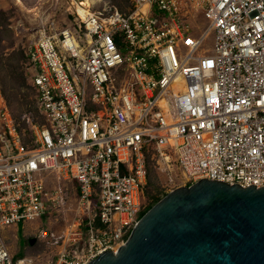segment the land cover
<instances>
[{"label":"built area","instance_id":"obj_1","mask_svg":"<svg viewBox=\"0 0 264 264\" xmlns=\"http://www.w3.org/2000/svg\"><path fill=\"white\" fill-rule=\"evenodd\" d=\"M26 57L43 121L25 137L0 91V264L115 252L147 206L150 152L162 167L175 153L170 190L201 178L264 185V0L74 10L39 30ZM21 119L30 127L31 112ZM73 181L74 221L36 230L53 255L12 252L3 230L63 204Z\"/></svg>","mask_w":264,"mask_h":264},{"label":"water","instance_id":"obj_2","mask_svg":"<svg viewBox=\"0 0 264 264\" xmlns=\"http://www.w3.org/2000/svg\"><path fill=\"white\" fill-rule=\"evenodd\" d=\"M86 264H264V185L201 178L177 186L139 217L115 252Z\"/></svg>","mask_w":264,"mask_h":264},{"label":"rangeland","instance_id":"obj_3","mask_svg":"<svg viewBox=\"0 0 264 264\" xmlns=\"http://www.w3.org/2000/svg\"><path fill=\"white\" fill-rule=\"evenodd\" d=\"M72 2L73 0H0V81L3 82H0V91L2 83L8 98L6 104L14 117L20 121V126L26 128L25 137L33 132L35 123L40 124L43 121L27 78L26 52L39 30L61 28L72 21L74 11ZM106 4L125 10L127 0H99L91 6V10L101 9ZM206 41L209 44L210 38ZM26 111L31 112L30 127L25 119H21ZM167 164V167H162L157 157L151 152L147 154V176L144 186L146 204H152L170 190L169 178L175 181L179 177L174 152H171ZM64 187L68 189L65 202L50 208L37 219L38 221H33L32 224L39 223V225H33L26 235H21V232L23 229H28L30 222L17 224L19 230L17 241L11 234L12 228L4 233L10 250L19 249L17 256L24 253L38 255L45 263L53 255L54 247H47L41 239H38L36 229L44 228L58 232L74 221L77 213L75 181L66 182ZM30 238H33L32 242H29Z\"/></svg>","mask_w":264,"mask_h":264},{"label":"bare ground","instance_id":"obj_4","mask_svg":"<svg viewBox=\"0 0 264 264\" xmlns=\"http://www.w3.org/2000/svg\"><path fill=\"white\" fill-rule=\"evenodd\" d=\"M99 0H73L74 10H77L82 16L86 14L88 11V7L90 8Z\"/></svg>","mask_w":264,"mask_h":264},{"label":"crops","instance_id":"obj_5","mask_svg":"<svg viewBox=\"0 0 264 264\" xmlns=\"http://www.w3.org/2000/svg\"><path fill=\"white\" fill-rule=\"evenodd\" d=\"M33 221H38V220L36 219V220H33ZM33 221H26V222H30L31 224H29L28 229H23V230H22L21 235H26V234L28 233V230H30L31 228H33V225H39V223L32 224ZM24 223H25V222H24ZM17 224H18V223H17ZM17 224L5 228V229L3 230V234H4L5 232H7V230H8L9 228H12L13 230L11 231V234L14 235V239H15V241H17V239L19 238V230L17 229ZM36 230H37V229H36ZM4 236H5V235H4ZM5 238H6V237H5ZM6 240H7V238H6ZM9 247H10V245H9ZM11 251H12V250H11ZM12 252H19V249H16V250H14V251H12Z\"/></svg>","mask_w":264,"mask_h":264},{"label":"trees","instance_id":"obj_6","mask_svg":"<svg viewBox=\"0 0 264 264\" xmlns=\"http://www.w3.org/2000/svg\"><path fill=\"white\" fill-rule=\"evenodd\" d=\"M0 82H2V80L0 81ZM3 83V82H2ZM1 83V86H2V89H1V91H2V94H3V96H4V98H5V100H6V102H8V98H7V96H6V94H5V90H4V88H3V84ZM159 199V198H158ZM158 199H156L152 204H147V206L143 209V211L141 212V215L146 211V210H148ZM140 215V216H141ZM96 224H98V221H96Z\"/></svg>","mask_w":264,"mask_h":264}]
</instances>
